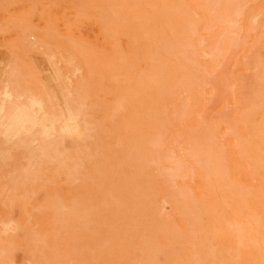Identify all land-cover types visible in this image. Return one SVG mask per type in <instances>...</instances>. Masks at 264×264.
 <instances>
[{
    "label": "rangeland",
    "instance_id": "rangeland-1",
    "mask_svg": "<svg viewBox=\"0 0 264 264\" xmlns=\"http://www.w3.org/2000/svg\"><path fill=\"white\" fill-rule=\"evenodd\" d=\"M0 264H264V0H0Z\"/></svg>",
    "mask_w": 264,
    "mask_h": 264
}]
</instances>
